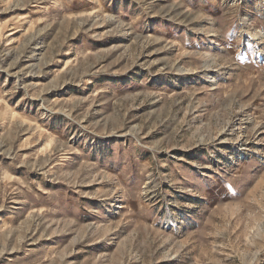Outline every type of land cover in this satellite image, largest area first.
I'll use <instances>...</instances> for the list:
<instances>
[{
    "label": "rangeland",
    "instance_id": "rangeland-1",
    "mask_svg": "<svg viewBox=\"0 0 264 264\" xmlns=\"http://www.w3.org/2000/svg\"><path fill=\"white\" fill-rule=\"evenodd\" d=\"M0 264H264V0H0Z\"/></svg>",
    "mask_w": 264,
    "mask_h": 264
}]
</instances>
